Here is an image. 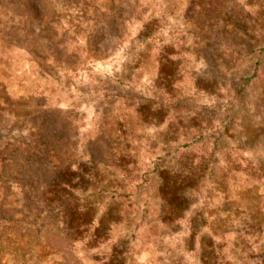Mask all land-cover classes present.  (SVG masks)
Returning a JSON list of instances; mask_svg holds the SVG:
<instances>
[{"label":"rangeland","instance_id":"1","mask_svg":"<svg viewBox=\"0 0 264 264\" xmlns=\"http://www.w3.org/2000/svg\"><path fill=\"white\" fill-rule=\"evenodd\" d=\"M167 170L201 173L177 212ZM68 178L109 238L90 249L45 200ZM120 243L123 264H264V0H0V264Z\"/></svg>","mask_w":264,"mask_h":264},{"label":"trees","instance_id":"2","mask_svg":"<svg viewBox=\"0 0 264 264\" xmlns=\"http://www.w3.org/2000/svg\"><path fill=\"white\" fill-rule=\"evenodd\" d=\"M256 74V72H255ZM242 85L241 83L239 84ZM245 86V84H244ZM211 130H199L201 132L199 139L205 135V133L210 132ZM198 138H192L190 140V144H195L199 141ZM110 152V148H108ZM214 157V153L211 152L208 156L207 164H205V169H210V165L213 163L212 159ZM198 169V167H197ZM84 175H85V170ZM162 172H166L163 170ZM84 175H81L84 177ZM82 178V177H81ZM80 178V179H81ZM201 178V173L199 171L194 170L192 173H188L184 175V172H179L177 175L173 176L167 170V182L164 181V184L161 188L167 192V197L171 204L174 205L175 211L183 210L186 203H188L189 195L187 194L186 188L191 187L194 183ZM80 182L72 183L71 180H59L52 185L50 194L45 200H47L52 205L56 203L59 207H62L61 215L64 217V230L63 232L69 238H74L73 241H79L88 248L94 247L91 245L94 241L108 240V237L101 238L98 230L100 226H94L96 222V212L93 205L82 204V193H84V189L88 182L79 180ZM91 195H99L106 192H109L113 195V197L122 196L118 192L119 189H123L124 186L118 184L116 182V178L109 179V181L105 182L102 179V176L98 173L89 174ZM70 202L66 204V202ZM65 203L63 206L62 204ZM94 226V232L91 233V229ZM197 233V232H196ZM195 234V233H194ZM104 242V241H103ZM127 245V244H126ZM127 249L123 247V243L113 248L110 253V258L104 262V264H123L126 259Z\"/></svg>","mask_w":264,"mask_h":264}]
</instances>
